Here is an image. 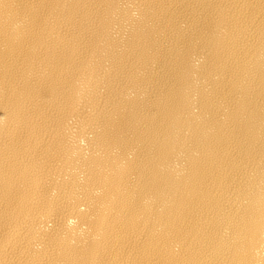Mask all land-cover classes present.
I'll return each mask as SVG.
<instances>
[{
	"label": "bare ground",
	"instance_id": "bare-ground-1",
	"mask_svg": "<svg viewBox=\"0 0 264 264\" xmlns=\"http://www.w3.org/2000/svg\"><path fill=\"white\" fill-rule=\"evenodd\" d=\"M0 264H264V0H0Z\"/></svg>",
	"mask_w": 264,
	"mask_h": 264
}]
</instances>
